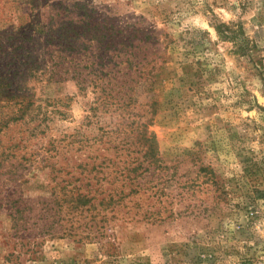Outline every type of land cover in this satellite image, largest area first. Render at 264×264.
I'll return each mask as SVG.
<instances>
[{
    "label": "rangeland",
    "instance_id": "1",
    "mask_svg": "<svg viewBox=\"0 0 264 264\" xmlns=\"http://www.w3.org/2000/svg\"><path fill=\"white\" fill-rule=\"evenodd\" d=\"M90 1L120 30L171 39L156 66L154 114L144 95L129 109L147 118L174 176L160 204L138 203L171 216L121 218L107 237L81 243L16 231L6 201L49 200L69 153L119 118L92 112L96 91L61 78L43 1L0 0V264H264V0Z\"/></svg>",
    "mask_w": 264,
    "mask_h": 264
},
{
    "label": "trees",
    "instance_id": "2",
    "mask_svg": "<svg viewBox=\"0 0 264 264\" xmlns=\"http://www.w3.org/2000/svg\"><path fill=\"white\" fill-rule=\"evenodd\" d=\"M41 1L49 11L46 47L50 57L61 64V78L75 81L80 92L91 87L96 91L92 112L116 115L119 122L100 128L102 133L87 139L79 155L69 153L73 158L65 168L54 171L60 176L52 177L55 185L49 200L31 207L18 205V200L6 201L10 208L5 211L14 228L19 233L29 231L81 243L107 237L110 224L121 218L164 222L171 215L163 218L160 210L148 211L138 202L145 199L160 204L166 184L174 178L168 174L173 167L164 164L155 140L148 135L147 118L130 119L129 109L144 95L148 115L154 114L156 66L165 62L161 48H167L165 41L171 39L166 36L160 43L149 30H120L112 21L100 18L90 0ZM41 1L28 0L32 8ZM242 36L235 51L240 57L249 51L244 32ZM7 78L0 74V80ZM200 170L216 176L209 167ZM27 211L33 217L25 215Z\"/></svg>",
    "mask_w": 264,
    "mask_h": 264
}]
</instances>
